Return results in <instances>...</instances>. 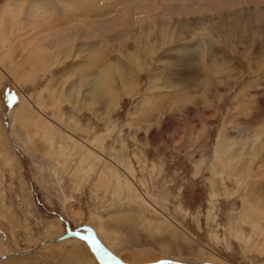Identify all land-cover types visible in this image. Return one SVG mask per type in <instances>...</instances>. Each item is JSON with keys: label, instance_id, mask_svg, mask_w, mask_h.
<instances>
[{"label": "rangeland", "instance_id": "rangeland-1", "mask_svg": "<svg viewBox=\"0 0 264 264\" xmlns=\"http://www.w3.org/2000/svg\"><path fill=\"white\" fill-rule=\"evenodd\" d=\"M69 2L0 0V264H264V0Z\"/></svg>", "mask_w": 264, "mask_h": 264}, {"label": "bare ground", "instance_id": "bare-ground-1", "mask_svg": "<svg viewBox=\"0 0 264 264\" xmlns=\"http://www.w3.org/2000/svg\"><path fill=\"white\" fill-rule=\"evenodd\" d=\"M102 1V0H101ZM103 1H106V0H103ZM108 1V4L107 5H112L111 7H109V8H112L113 6L116 8H118V5L120 6H122V4H124V5H127V7H124L125 9L122 11V12H124V16H120V19H117L116 18V20L115 19H113L114 21H112V23L110 24V25H108L109 26V28L110 29H113V28H115V25H119L120 23H123V25H125V23L128 25L129 23H132V20H131V18H132V15L134 14L133 12H137V9H139L140 10V8L142 7L143 9H145V11L149 14V13H153V12H155L156 10H158V11H161L164 15H168V14H172V15H175V14H177L178 13V15H180V14H183V15H190V14H193V13H195L194 12V8L197 10L198 9V11L197 12H199V13H201V12H203L204 10H202V9H204V7H207V8H211V7H222V8H219V9H217L216 11H220V10H222L223 11V9H225L224 7H231L232 5H235V4H241L242 2V0H215V1H212V3L213 4H211V2H208L207 0L206 1H204L203 3H205L204 5H206V6H203V5H201V2L203 1H199V4H197V3H195V4H190V5H185V6H167V5H165L164 3H161V0H143L137 7H135L134 6V1H136V0H107ZM166 1V0H165ZM59 2V1H58ZM99 2H100V0H99ZM98 2V3H99ZM113 2V3H112ZM138 2V1H137ZM196 2V1H195ZM215 2H216V4H215ZM247 2H249V1H247ZM93 3V0H71V2H69V3H67V4H63V8L66 10V8H70V7H73V9H74V11H72V12H74L75 13V11L78 13V11H79V14L80 15H87L86 13H89L88 15H91V13H95L96 14V10H97V12H100V11H102V10H99L98 11V9H96V10H92V9H90L89 7H90V4H92ZM117 3H118V5H117ZM210 4V5H207V4ZM244 3H245V1H244ZM61 4V3H60ZM96 5V4H95ZM94 5V6H95ZM136 5H137V3H136ZM197 5V6H196ZM199 5V6H198ZM113 7V8H114ZM30 8V11H29V17H30V19H32V20H35V19H39L38 18V16H40V17H42V19L44 20V21H46L47 23L48 22H58L59 24V27H61L62 26V24L64 23V24H69V22H70V24H71V22L73 23L74 22V19H75V17H74V19L72 20L71 19V17H73V16H75V14L74 13H71V15H69V17H67V16H60L59 15V17H58V19L56 18V17H54V15L53 16H50V15H48L46 12V9H45V11L46 12H44V16H42V15H39L38 14V12H39V9H41V5L40 4H38V3H32L31 4V6L29 7ZM51 8V7H50ZM86 8H89V9H86ZM91 8H93V6H91ZM104 9L106 8V6L105 7H103ZM114 8V9H115ZM64 9H63V11H64ZM93 9H95V7L93 8ZM107 9V8H106ZM212 9V8H211ZM48 10V9H47ZM110 10V9H109ZM108 10V11H109ZM214 10V9H213ZM67 11V10H66ZM66 11H64V13H66ZM165 11H168L167 13H164ZM216 11H215V13H216ZM135 12V13H136ZM52 13V12H51ZM105 13V12H104ZM228 13V12H227ZM79 14H77L78 16H79ZM98 14V16H99V13H97ZM219 14H220V12H219ZM236 14V13H235ZM46 15V16H45ZM222 15H224V13H222ZM222 15H220L219 16V19H221V17H222ZM100 16H102L101 15V13H100ZM108 16V15H107ZM106 16V14H105V17H107ZM225 16V15H224ZM90 17V16H89ZM109 17V16H108ZM118 17V16H117ZM207 17V16H206ZM239 17V16H238ZM77 18V17H76ZM97 18H99V17H97ZM96 18V19H97ZM100 18H102V17H100ZM173 18V17H172ZM217 18V17H216ZM79 19V18H78ZM93 19V18H92ZM203 19V18H202ZM209 20L211 19L210 17L208 18ZM207 19V20H208ZM238 19V18H237ZM76 20V19H75ZM99 20V19H98ZM163 20V19H162ZM213 20V19H212ZM62 21H65V22H62ZM93 21V20H92ZM97 21V20H96ZM96 21H94L95 22V24H97L96 23ZM134 21V20H133ZM255 21V20H254ZM37 22V21H36ZM98 22V21H97ZM101 22V21H100ZM99 22V23H100ZM62 23V24H61ZM92 23V22H91ZM90 23V24H91ZM210 23V22H209ZM255 23V25L256 24H258V23H256V21L254 22ZM35 24V23H34ZM55 24H57V23H55ZM63 24V25H64ZM75 24V23H74ZM94 24V25H95ZM73 25V24H72ZM103 25V24H102ZM101 25V26H102ZM135 25V24H134ZM183 25V24H182ZM254 25V24H253ZM259 25V24H258ZM108 26H104L105 27V30H107V28L106 27H108ZM116 26V27H117ZM119 26H121V25H119ZM123 27V26H122ZM185 27V26H184ZM187 27V26H186ZM185 27V28H186ZM254 27H256V26H254ZM76 28H78V27H76ZM75 28V29H76ZM98 28H100V25H99V27ZM98 28H95L96 29V31H97V29ZM131 28V27H130ZM230 28V27H229ZM100 30V29H99ZM255 30V29H254ZM82 31V30H81ZM102 31V30H101ZM89 32V31H88ZM116 32V31H115ZM81 33V32H80ZM79 34V33H78ZM77 33L75 34H71L70 33V36L69 35H66V36H58V37H56V38H58V41L56 42V43H60V45H64V44H67V42H65L66 40H68L69 38H73L74 36L76 37V35H78ZM97 34V33H96ZM118 34V33H117ZM83 35V34H82ZM85 35V34H84ZM83 35V36H84ZM107 35V34H106ZM116 35V34H115ZM79 36V35H78ZM77 36V37H78ZM91 36V35H90ZM192 36V35H191ZM74 37V38H75ZM80 37V36H79ZM193 37V36H192ZM55 38V39H56ZM102 38V37H101ZM55 39H53V40H55ZM85 40V39H84ZM87 41V40H86ZM80 42V41H79ZM50 43V42H49ZM50 44H52V43H50ZM54 47V46H53ZM37 48V47H36ZM206 48V47H205ZM208 54V53H207ZM94 80V79H93ZM92 80V83H93V85H95V82ZM86 83V82H85ZM87 83L89 84V83H91L90 81H87ZM95 92H97L96 90H94ZM68 96H70V94L68 95ZM245 211V210H244ZM246 214V213H245ZM65 239H68V238H65ZM64 238H63V240H65ZM109 252V251H108ZM113 253V252H112ZM116 253L117 252H114V254L116 255ZM118 253H120L121 255L123 254V253H121V252H118ZM136 254H138V253H136ZM119 255V254H118ZM125 255H129V253H126ZM117 256V255H116ZM120 256V255H119ZM129 256H131V255H129ZM114 257V256H113ZM1 258V257H0ZM160 259H163V257H161ZM134 260V259H133ZM137 260V259H136ZM149 261V260H148ZM147 261V262H148ZM151 262H153V260H150ZM157 261V260H156ZM176 263V262H175ZM138 264H140V262H138ZM142 264V263H141ZM177 264H180V263H177Z\"/></svg>", "mask_w": 264, "mask_h": 264}, {"label": "water", "instance_id": "water-1", "mask_svg": "<svg viewBox=\"0 0 264 264\" xmlns=\"http://www.w3.org/2000/svg\"><path fill=\"white\" fill-rule=\"evenodd\" d=\"M89 236H92L95 238V240L99 243V241L96 239L94 233L92 231H90L88 229L87 233H81V232H77V231H74V232H70L68 234H66L63 238H71V237H78L79 239H81L84 243H86V245L88 246L89 250L91 251V253L94 255L95 259L97 260V262L99 264H122L120 263L119 261L117 260H109V259H105V260H100L96 257L95 253L92 251L91 249V246L89 244L88 241H85L84 239H82L83 237H89ZM99 245L102 247V245L99 243ZM155 264H161V262L159 263H155ZM163 264H177L173 261H163Z\"/></svg>", "mask_w": 264, "mask_h": 264}, {"label": "snow or ice", "instance_id": "snow-or-ice-1", "mask_svg": "<svg viewBox=\"0 0 264 264\" xmlns=\"http://www.w3.org/2000/svg\"><path fill=\"white\" fill-rule=\"evenodd\" d=\"M14 100H17V97L8 96L7 97V104L9 106H12ZM82 239L89 242L92 251L95 253V255L98 259H100V260H105V259L113 260V259H115V257H113L109 252H107L103 247H101L99 245V243L95 240L94 237L89 236V237H83ZM161 264H163V262H161Z\"/></svg>", "mask_w": 264, "mask_h": 264}, {"label": "crops", "instance_id": "crops-1", "mask_svg": "<svg viewBox=\"0 0 264 264\" xmlns=\"http://www.w3.org/2000/svg\"><path fill=\"white\" fill-rule=\"evenodd\" d=\"M90 230V229H89ZM90 231H92L93 233H94V235H95V232H94V230H90ZM95 237H96V235H95ZM96 239H97V237H96ZM98 240V239H97ZM99 241V240H98ZM100 243V242H99ZM101 244V243H100ZM102 245V244H101ZM102 247L106 250V248L102 245ZM121 261V260H120ZM122 262V261H121ZM122 263H124V262H122ZM158 263V262H157ZM125 264H128V263H125ZM152 264H155V263H152Z\"/></svg>", "mask_w": 264, "mask_h": 264}]
</instances>
